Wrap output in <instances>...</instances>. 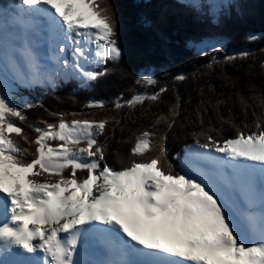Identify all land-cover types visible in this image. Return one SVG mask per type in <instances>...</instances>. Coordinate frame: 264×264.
I'll return each mask as SVG.
<instances>
[{"label":"snow or ice","instance_id":"6c2138e0","mask_svg":"<svg viewBox=\"0 0 264 264\" xmlns=\"http://www.w3.org/2000/svg\"><path fill=\"white\" fill-rule=\"evenodd\" d=\"M177 6L212 26L247 15L244 0ZM205 48L224 53L206 69L255 58L228 54L222 40L196 51L205 56ZM121 56L109 0H0V264H264V79L238 86L239 77L226 76L236 91L218 99L206 83L209 95L200 90L183 124L176 95L132 131L119 168L105 162L115 130L147 118L167 86L117 96L111 108L103 100L83 105L103 113L99 118L52 112L54 122L32 123L14 102L18 88L74 81L88 89L118 70L108 65ZM259 67L264 76V59ZM137 75V85L158 84ZM189 124L192 143L172 157L174 167L169 134Z\"/></svg>","mask_w":264,"mask_h":264},{"label":"trees","instance_id":"16d2710c","mask_svg":"<svg viewBox=\"0 0 264 264\" xmlns=\"http://www.w3.org/2000/svg\"><path fill=\"white\" fill-rule=\"evenodd\" d=\"M109 2L116 10L117 43L122 56L118 64H109L108 67L118 70L110 71L98 78L88 89L78 88L74 81L60 85L56 89L18 88L14 102L24 111L28 122L32 123L40 120L54 122L55 118L49 115L52 112H76L99 118L103 113L86 109L83 105L89 100H103L111 108V102L117 96L128 97L134 91L151 93L157 91L160 86H167V93L162 94L159 104L151 106L147 118L138 120L136 124L129 122L123 133L119 129L115 130L114 140L105 155V162L110 167L119 168L128 158L132 131L141 124L146 126L156 114L165 112L169 104L174 102L176 95L182 98L180 123L183 124V116H191L193 107L201 99L200 90L203 89L205 96L209 95L206 83L215 88L214 99H218L221 93L236 91L232 83L225 79L226 76L232 80L239 77L238 86L248 80L259 86L264 79L259 67L260 61L264 59V52H261V49H264V0H244L247 15L228 19L219 26H212L205 19L178 7V0H109ZM249 33L255 35L257 39L254 41L247 39ZM217 40L223 41L228 54L248 51L254 54L255 58L250 57L237 62L239 68L227 65L223 70L220 67L206 69L205 66L213 55L222 60L224 53L215 54L211 49L205 48L207 55L200 56L196 48L206 43L215 44ZM216 46L219 47L218 44ZM243 69L248 71L245 72ZM138 73L153 75L158 84L137 85L135 80ZM177 74L185 75L187 80L174 82L172 78ZM193 74H196L195 77ZM24 101L28 102L27 105ZM40 105H43V108ZM221 111L227 115L223 107ZM137 115L140 113L137 112ZM17 123L19 124V121ZM213 124L215 125L214 116ZM25 130L30 131L27 128ZM192 130L193 126L189 124L183 130L178 127L169 134L167 145L169 160L174 167L177 161L172 157L177 152L182 154L185 144L192 143L191 136L187 134ZM196 130H199L198 126ZM230 134L231 130L225 125L224 135ZM100 139L103 140V137Z\"/></svg>","mask_w":264,"mask_h":264},{"label":"bare ground","instance_id":"6f19581e","mask_svg":"<svg viewBox=\"0 0 264 264\" xmlns=\"http://www.w3.org/2000/svg\"><path fill=\"white\" fill-rule=\"evenodd\" d=\"M0 222H2V220H0Z\"/></svg>","mask_w":264,"mask_h":264}]
</instances>
